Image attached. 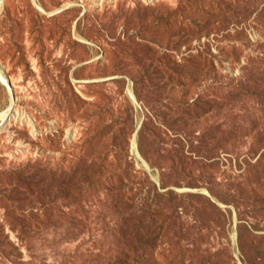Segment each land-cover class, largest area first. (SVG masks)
Returning a JSON list of instances; mask_svg holds the SVG:
<instances>
[{
	"label": "rangeland",
	"instance_id": "1",
	"mask_svg": "<svg viewBox=\"0 0 264 264\" xmlns=\"http://www.w3.org/2000/svg\"><path fill=\"white\" fill-rule=\"evenodd\" d=\"M0 264H264V0H0Z\"/></svg>",
	"mask_w": 264,
	"mask_h": 264
},
{
	"label": "water",
	"instance_id": "2",
	"mask_svg": "<svg viewBox=\"0 0 264 264\" xmlns=\"http://www.w3.org/2000/svg\"><path fill=\"white\" fill-rule=\"evenodd\" d=\"M7 86V85H6Z\"/></svg>",
	"mask_w": 264,
	"mask_h": 264
}]
</instances>
